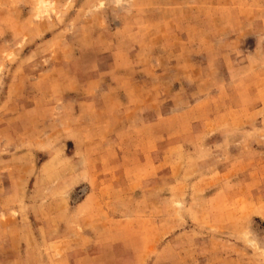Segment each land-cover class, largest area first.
<instances>
[{
	"label": "rangeland",
	"instance_id": "374dc122",
	"mask_svg": "<svg viewBox=\"0 0 264 264\" xmlns=\"http://www.w3.org/2000/svg\"><path fill=\"white\" fill-rule=\"evenodd\" d=\"M83 2L0 0V264H264V0Z\"/></svg>",
	"mask_w": 264,
	"mask_h": 264
},
{
	"label": "crops",
	"instance_id": "0c3cea01",
	"mask_svg": "<svg viewBox=\"0 0 264 264\" xmlns=\"http://www.w3.org/2000/svg\"><path fill=\"white\" fill-rule=\"evenodd\" d=\"M92 0H84V2L82 3V5L83 6H87V5H89V3L91 2ZM80 183L81 182H86V183H88L89 185L91 184V193L92 194H90L88 197H86L85 199H84V201H82L80 204H78L77 205V208H86V213H85V215L88 213V211L89 210H91V209H97V203H93L92 201L90 202V198H92V197H94L95 198V196H96V191H97V188H95V187H93V185H94V182H93V180L90 178V177H88L87 179H85V180H80L79 181ZM98 184L97 183H95V186H97ZM89 198V199H88ZM87 200H89V202L87 201ZM90 212V211H89ZM93 223V222H92ZM87 233V235L85 236V238L83 239V242H87L88 244H93V243H95V238H96V235H92L90 232H86ZM55 242V241H54ZM66 241H65V238H63V243H65ZM64 247H66L65 245L63 246V248ZM100 246L99 245H97V248H99ZM77 250H82L83 248H84V246H81V247H75ZM80 248V249H79ZM93 249H96V248H93ZM91 250V249H88V250H86L85 252H84V254L86 255V257H84V259H83V255H81L80 257L81 258H79L78 260H71V264H93V262H94V259L96 258V256H97V254H96V251L97 250ZM99 251V250H98ZM49 256L50 257H53L54 256V251H50V253H49ZM66 255L64 254L63 255V257H65ZM127 256V260H130L131 258V256H129V255H126ZM70 258H72V255L70 256ZM62 260H60L61 262L63 261V258H61ZM53 262H52V264H57V263H59L57 260H52ZM62 264H65V261H63L62 262Z\"/></svg>",
	"mask_w": 264,
	"mask_h": 264
}]
</instances>
